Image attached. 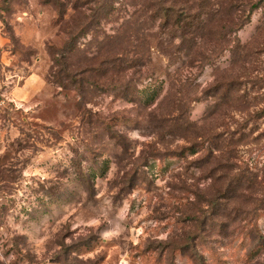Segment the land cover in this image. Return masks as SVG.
<instances>
[{
  "label": "rangeland",
  "instance_id": "374dc122",
  "mask_svg": "<svg viewBox=\"0 0 264 264\" xmlns=\"http://www.w3.org/2000/svg\"><path fill=\"white\" fill-rule=\"evenodd\" d=\"M80 1L73 36L46 0H0V264H264L237 236L264 234V8L191 66L159 1L193 16L188 37L221 29L228 0ZM107 55L111 84L85 71ZM217 81L233 101L207 115ZM148 83L151 104L121 94ZM196 130L219 149L177 155Z\"/></svg>",
  "mask_w": 264,
  "mask_h": 264
},
{
  "label": "trees",
  "instance_id": "16d2710c",
  "mask_svg": "<svg viewBox=\"0 0 264 264\" xmlns=\"http://www.w3.org/2000/svg\"><path fill=\"white\" fill-rule=\"evenodd\" d=\"M46 2H49L53 5L55 12H56V20L59 24V30L65 31V29H68V33L73 34V28L75 31V34L78 35V33H85V28H83L84 22L80 21V14L83 10H86V8L82 7L84 4H86L88 1H85L84 4L80 0H73L71 2L67 0H46ZM104 2H107V0H104ZM70 4L74 13L70 17H65V9L67 4ZM160 10L162 11V21L164 22H170L175 27H179L181 29L182 33V40L180 48L182 51H185L186 57H187V64L193 66L197 60L202 59L204 56L206 57L205 51L208 49L206 46L207 42L210 41V37H221L223 29H227L228 33L231 34L232 31H237L240 28H242L245 24L250 22L251 14L254 10L258 8H264V0H228V8H231V12L227 14V17L220 18V22H222V25H220L221 29H216V32L211 34L210 32L203 29V25H200V28H202V31L197 35L192 36H185V33L187 30L185 28L191 29L193 27V16L190 17V14L188 12H182V11H176L175 6H167L163 5L159 1ZM171 9V10H170ZM174 10V13L171 15L169 14L170 11ZM205 22L204 20L201 22ZM264 25V22L262 23ZM255 31L256 35L255 38L262 37V25L258 26ZM200 38L202 41V48H195L196 39ZM225 37V35H224ZM236 37V36H235ZM236 41L238 42V39L236 38ZM51 49L55 52H57L60 56L63 54L62 49H57L51 46ZM109 56L107 55L105 58L99 59L98 63H94L92 65H87L85 68L86 70H95L94 76L97 77L96 80L100 81L106 80L109 84H111L113 81L110 79L113 76H107L105 72L103 71V67L106 63V58ZM56 63V58L54 59ZM60 63V58L59 61ZM195 66V65H194ZM201 66V65H200ZM133 69H140L139 65L135 62H132L131 65H120L118 64V69L115 71L114 75L119 81L122 76L125 75L126 70L128 68ZM78 71L74 72V75L83 73V68H80L79 66H75ZM100 75H98V73ZM73 75V76H74ZM60 79V76H59ZM60 82V80H58ZM116 81V80H114ZM62 83V82H60ZM161 85V84H160ZM159 84L155 85L152 83H148V85L143 86L142 88H139L137 86H130L125 92H121L123 97L128 98L130 101H133L135 103H142L145 105L151 104L155 99L156 96L159 94L161 86ZM226 84L222 81H217L213 87L209 88L210 96L214 98L212 106L209 108L207 115H212L216 111L220 110V107H225L232 103L233 101V94L229 93L227 90V87H224ZM118 91H121L118 89ZM176 99H172V103L170 104V108L174 109ZM183 102V98L179 99L178 105L180 106V103ZM173 111V110H169ZM184 124V123H183ZM183 124H181L183 126ZM194 134V135H193ZM198 135V136H197ZM200 139H198L197 137ZM187 141L189 142L187 146L180 147L181 149L178 150L176 153L177 155L180 154H192L195 151H204L206 147V152L208 154L212 153L213 147H216V149H219L218 141L215 140L216 136L210 135L205 136L204 134H201L199 130H196V132H192L190 136H184ZM215 150V149H214ZM232 178V177H230ZM228 188V187H227ZM230 188V187H229ZM240 227V232L237 234V236L242 237L243 243H245L246 247V256L247 258L252 261L254 260L258 255L262 253L264 250V234L262 233L261 229H259V226L257 224H252L250 220H246ZM219 228H223V225H219ZM227 235V233H226ZM236 237V236H235ZM189 247V246H188Z\"/></svg>",
  "mask_w": 264,
  "mask_h": 264
},
{
  "label": "crops",
  "instance_id": "0c3cea01",
  "mask_svg": "<svg viewBox=\"0 0 264 264\" xmlns=\"http://www.w3.org/2000/svg\"><path fill=\"white\" fill-rule=\"evenodd\" d=\"M33 75L34 74L32 73V74H29V75L26 76V82H27L26 90H28V91H32L33 90L32 83H34V81H36Z\"/></svg>",
  "mask_w": 264,
  "mask_h": 264
}]
</instances>
